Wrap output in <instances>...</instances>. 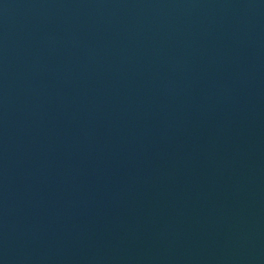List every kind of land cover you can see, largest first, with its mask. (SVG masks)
Instances as JSON below:
<instances>
[{"label":"water","instance_id":"obj_1","mask_svg":"<svg viewBox=\"0 0 264 264\" xmlns=\"http://www.w3.org/2000/svg\"><path fill=\"white\" fill-rule=\"evenodd\" d=\"M0 264H264V0H0Z\"/></svg>","mask_w":264,"mask_h":264}]
</instances>
